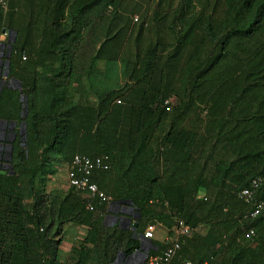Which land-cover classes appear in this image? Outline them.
Returning a JSON list of instances; mask_svg holds the SVG:
<instances>
[{"label": "trees", "instance_id": "1", "mask_svg": "<svg viewBox=\"0 0 264 264\" xmlns=\"http://www.w3.org/2000/svg\"><path fill=\"white\" fill-rule=\"evenodd\" d=\"M4 1L0 30L14 41L8 56L1 50L0 75L18 85L1 87L0 119L24 131H13L0 165V264H64L57 254L66 223L88 225L92 248L103 236L113 244L101 259L124 240L132 248L130 231L96 225L95 208L105 204L88 211L71 187L47 190L75 152L105 158L108 168L90 180L110 203H129L145 224L189 226L175 263L219 264L228 252L264 264V209L250 218V204L236 196L258 178L254 200L264 201V0H153L133 53L119 59L121 83L94 102L75 100L71 86L82 89L80 79L106 56L120 0ZM89 252L78 249L72 264H85Z\"/></svg>", "mask_w": 264, "mask_h": 264}, {"label": "crops", "instance_id": "2", "mask_svg": "<svg viewBox=\"0 0 264 264\" xmlns=\"http://www.w3.org/2000/svg\"><path fill=\"white\" fill-rule=\"evenodd\" d=\"M79 82L82 89L77 88L75 83L71 86L75 100L82 96H86L88 99H92L93 97L96 99L97 94L100 95L103 91L107 90L106 86H103L100 90L94 91L90 80L85 81L84 79H80ZM4 84L17 86L18 81L14 78L0 75V89ZM15 129L18 133H21L20 129L21 131L23 129L22 124H16L13 120L0 119V165L2 167H5V161L7 160L6 153L8 146L13 140V131ZM94 213L96 225L108 231H130L131 241L128 242L129 245H132V248H124V244L127 242L124 240L120 244V248L117 247L114 249L111 259H101L100 251L109 248L113 244L103 241V236L99 245L92 248V241L95 239V234L88 225L66 223L61 228V239L58 245L57 260L60 263L72 264L76 260V251L80 248L90 250L85 264H140L146 255L156 254L162 249L161 240L167 232L166 227L160 222H155L153 237L151 239H143L141 235L145 222L141 219L139 220L140 216L138 211L132 205H129V203L112 204L109 202L105 205H97ZM136 227L137 229L135 230ZM116 235L117 232L115 233Z\"/></svg>", "mask_w": 264, "mask_h": 264}, {"label": "built area", "instance_id": "3", "mask_svg": "<svg viewBox=\"0 0 264 264\" xmlns=\"http://www.w3.org/2000/svg\"><path fill=\"white\" fill-rule=\"evenodd\" d=\"M0 9H6L4 0H0ZM137 17L133 16L132 22H136ZM5 34V32H4ZM2 42L0 41V54H2ZM25 55L21 54L20 59L24 60ZM119 103V100H115ZM165 109H169L174 105V98L169 97L163 101ZM108 168V163L103 156H88L75 152L72 154L68 165L65 168V180L68 187H71L76 193L84 197V207L88 211L94 209L93 203L107 204L111 201V197L98 189L97 185L90 180L91 174L96 170H105ZM259 185V179L253 178L249 181L246 187L239 189L236 193L238 199L245 204H250L251 208L246 213L250 218L256 216L264 209V201L254 200V193ZM155 222H147L142 231L143 239H151L155 230ZM189 226L181 220H175L172 226L167 229L166 234L161 240L162 249L156 254H148L140 264H190L188 261H177V252L180 248V239L189 235ZM253 236V231L250 229L246 233L247 238Z\"/></svg>", "mask_w": 264, "mask_h": 264}, {"label": "rangeland", "instance_id": "4", "mask_svg": "<svg viewBox=\"0 0 264 264\" xmlns=\"http://www.w3.org/2000/svg\"><path fill=\"white\" fill-rule=\"evenodd\" d=\"M173 4H174V0ZM198 0H194L195 5H197ZM153 0H120L119 7L116 13L118 14L119 19L116 20V24H112L113 31L106 35V40H104L102 44V52H105V55L97 58L95 60V73L90 76L88 80L92 82L93 90H100L103 86H106V89H113L118 87L122 80L119 79L118 69L120 67L121 62L124 61L125 54L129 52L132 54L134 48L133 44V33L136 28L137 23L140 21L141 17L145 14H148L151 11L153 6ZM147 12V13H146ZM133 16L137 17L136 22L134 23L132 28L133 30L130 32L129 26H124L126 22V18L132 20ZM178 26H180L178 24ZM177 26V27H178ZM176 27V28H177ZM143 42L146 37H150L148 32H142ZM11 36V35H10ZM141 36V37H142ZM101 54V53H99ZM100 56V55H99ZM91 102L95 101V98L89 99ZM21 132V129H20ZM58 171L55 175L50 178L49 188H58L64 189L67 187L65 180V168L66 164L61 163L57 165ZM231 254L225 252L222 254L220 258L219 264H242L238 260H234L230 256Z\"/></svg>", "mask_w": 264, "mask_h": 264}, {"label": "water", "instance_id": "5", "mask_svg": "<svg viewBox=\"0 0 264 264\" xmlns=\"http://www.w3.org/2000/svg\"><path fill=\"white\" fill-rule=\"evenodd\" d=\"M5 32V34H4ZM0 41L2 42V47L4 48L5 47V54L6 56L9 55V50H10V47L12 45V42L14 41L13 37L10 36L9 32L5 31V29H1L0 30ZM21 99V97H20ZM23 124H22V128H23ZM22 131H24V129H22ZM11 149V146L9 145L8 146V151H10ZM10 159V156L8 155L7 157V160L9 161ZM130 205V204H129Z\"/></svg>", "mask_w": 264, "mask_h": 264}]
</instances>
